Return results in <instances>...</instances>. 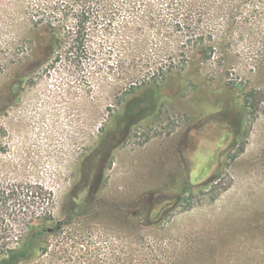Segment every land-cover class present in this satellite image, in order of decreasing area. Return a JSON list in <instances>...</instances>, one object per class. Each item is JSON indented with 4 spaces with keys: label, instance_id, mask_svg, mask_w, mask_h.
<instances>
[{
    "label": "rangeland",
    "instance_id": "obj_1",
    "mask_svg": "<svg viewBox=\"0 0 264 264\" xmlns=\"http://www.w3.org/2000/svg\"><path fill=\"white\" fill-rule=\"evenodd\" d=\"M251 89L264 0H0V184H35L45 229L20 264H264V94L240 122L232 99ZM81 170L96 204L69 218Z\"/></svg>",
    "mask_w": 264,
    "mask_h": 264
},
{
    "label": "trees",
    "instance_id": "obj_2",
    "mask_svg": "<svg viewBox=\"0 0 264 264\" xmlns=\"http://www.w3.org/2000/svg\"><path fill=\"white\" fill-rule=\"evenodd\" d=\"M172 6L173 9L176 8L174 7V3H172ZM90 8L91 5L85 7L84 12H81V16L76 20L78 28H86L90 20L88 17ZM234 8L233 10H239L242 8V4H238ZM196 24H198V21H196ZM211 38L210 36L209 39L211 40ZM187 39L190 43H194L192 48L195 47L194 50L196 49V54L199 56L204 59H209L213 56L214 45L206 44L204 33L200 34L190 31L186 36ZM159 87V85H153L151 88L152 91L150 90L152 92L151 94L153 95V89L156 90ZM262 94H264L262 90L251 89L245 92L241 101H238V94L236 97L233 95L232 99L236 103L235 106L238 109L240 108L235 120L240 122L245 110L258 107L261 101L259 96ZM148 100L151 99L148 98ZM91 175L90 171L83 170L82 172L81 170L79 180L71 192L69 218L83 214L91 206L96 204V191ZM101 176L99 175L97 181H94L95 184L100 180ZM84 192L87 195L84 196ZM183 192L184 194L186 193V188H184ZM149 206V204H144V202H134L127 205L124 208L125 213L128 214L127 219L132 223L146 227L147 223H144V220L149 211ZM12 217L15 222L22 223L25 226L24 232L21 237L17 238V241L13 242L8 237V230H10L9 224L7 223L3 228L0 227V264H20L24 261L28 262L35 254L37 238L45 231V229L35 231V184H16L12 187L0 184V222L4 223L6 220L11 221ZM65 223L66 221L59 222L57 227L61 228Z\"/></svg>",
    "mask_w": 264,
    "mask_h": 264
},
{
    "label": "water",
    "instance_id": "obj_3",
    "mask_svg": "<svg viewBox=\"0 0 264 264\" xmlns=\"http://www.w3.org/2000/svg\"><path fill=\"white\" fill-rule=\"evenodd\" d=\"M50 231H51V229H50Z\"/></svg>",
    "mask_w": 264,
    "mask_h": 264
}]
</instances>
